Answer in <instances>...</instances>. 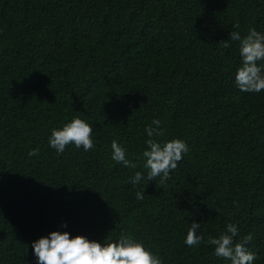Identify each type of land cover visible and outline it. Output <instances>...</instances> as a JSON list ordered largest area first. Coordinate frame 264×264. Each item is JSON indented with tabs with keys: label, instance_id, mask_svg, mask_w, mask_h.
Segmentation results:
<instances>
[{
	"label": "trees",
	"instance_id": "1",
	"mask_svg": "<svg viewBox=\"0 0 264 264\" xmlns=\"http://www.w3.org/2000/svg\"><path fill=\"white\" fill-rule=\"evenodd\" d=\"M250 29L264 34V0H0V264H38L31 245L53 231L231 264L208 244L228 223L264 264V90L238 88L230 39ZM74 117L94 147L57 154L49 136ZM154 119L155 139L189 148L164 185L143 167ZM113 140L136 168L112 159Z\"/></svg>",
	"mask_w": 264,
	"mask_h": 264
},
{
	"label": "clouds",
	"instance_id": "2",
	"mask_svg": "<svg viewBox=\"0 0 264 264\" xmlns=\"http://www.w3.org/2000/svg\"><path fill=\"white\" fill-rule=\"evenodd\" d=\"M239 28V25H234ZM230 39L239 42L242 58L241 66L237 69L235 83L242 92L260 93L264 90V66L258 62L264 60V34L250 29L244 37L238 31H232ZM225 46L227 44L225 43ZM161 121L154 119L145 128L148 139L147 149L143 151V167L148 170V181L159 178L161 185L170 179V172L178 167L183 154L189 148L181 139L160 142L155 138L164 135L160 127ZM50 146L57 154H62L66 146L74 144L76 148L83 147L85 152L93 149L92 128L84 120L74 117L60 129H53L49 136ZM112 159L127 168H136L137 164L126 158V150L116 140L111 142ZM38 149L31 150L28 155L35 156ZM140 160L141 157H136ZM143 175L136 172L131 183L136 185ZM136 198L143 200L144 193L137 192ZM66 227V225H64ZM200 224L193 223L187 230L185 243L188 246L199 244L203 237L196 235ZM239 235L237 225L228 223L226 233L219 238H210L208 244L215 246V255L231 261V264H253L256 256L248 251L247 245L252 240L251 234L243 236L238 242L234 238ZM38 264H162L158 255L147 250L143 243L137 242L130 236L122 235L118 241L99 243L90 241L84 236L71 237L68 232L53 231L48 237H42L32 243Z\"/></svg>",
	"mask_w": 264,
	"mask_h": 264
}]
</instances>
